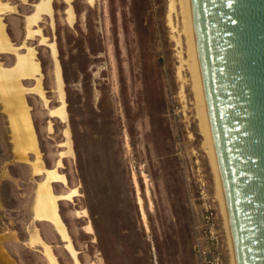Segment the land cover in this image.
<instances>
[{"label":"rangeland","instance_id":"1","mask_svg":"<svg viewBox=\"0 0 264 264\" xmlns=\"http://www.w3.org/2000/svg\"><path fill=\"white\" fill-rule=\"evenodd\" d=\"M3 1L12 41L41 67L44 95L25 97L44 170L20 146L0 80V264H52L48 246L60 264H202L203 251L205 264H232L169 0H52L35 25L41 0ZM16 61L0 52L4 67ZM48 169L64 175L50 181L63 228L37 216Z\"/></svg>","mask_w":264,"mask_h":264},{"label":"water","instance_id":"2","mask_svg":"<svg viewBox=\"0 0 264 264\" xmlns=\"http://www.w3.org/2000/svg\"><path fill=\"white\" fill-rule=\"evenodd\" d=\"M189 4L236 261L264 264V0Z\"/></svg>","mask_w":264,"mask_h":264},{"label":"bare ground","instance_id":"3","mask_svg":"<svg viewBox=\"0 0 264 264\" xmlns=\"http://www.w3.org/2000/svg\"><path fill=\"white\" fill-rule=\"evenodd\" d=\"M95 1V0H92ZM179 8V9H178ZM14 6L9 2L0 0V52H15L17 53V61L14 66L11 68L4 67L2 62H0V80L3 93L6 94V102L9 103L8 108L12 109L11 119L13 127L16 128L20 136V146L24 148L25 155L29 152L36 154L34 160L35 166L38 170H44V165L41 160V154L38 148V142L36 133L34 130V125L32 117L30 114V108L27 103L25 93L28 90H33L35 92L44 95V89L42 85V75L41 67L36 59V50L31 46H26L27 49L25 52L20 53L18 47L12 41L10 35L6 30V23L4 22L3 15L8 11H12ZM72 14L70 21H74V14L72 9H70ZM173 13L179 18V26L173 21ZM43 14H53L52 0H41L37 6V11L32 15L30 21L32 24H37L41 19ZM169 23L172 26L173 30L177 32L175 39L177 44L180 46L178 51L181 61L187 64V67L191 72V79L193 83V89L195 93L196 109L198 118L200 121L201 130L205 136V144L209 150V155L211 158L212 166L215 171L216 176V189L217 197L220 201L222 213L225 219V227L227 229L228 243L231 252L232 264H237L232 235L225 205V199L218 169V163L211 133V127L204 97V91L201 81L199 62L197 56V49L195 43V36L193 30V23L190 11L189 0H169ZM35 33H41L40 29H35ZM187 37L186 46H187V57L184 56V43L182 41V35ZM26 77H31L36 80V84L28 88L24 86L22 79ZM63 93V92H62ZM4 94V95H5ZM10 106V107H9ZM62 113L66 117L65 108H62ZM61 113V114H62ZM69 130V129H68ZM66 131L68 139H70L69 131ZM68 141V140H67ZM28 156V155H27ZM48 175H46V180L43 183V194L44 198L41 199L39 210L37 211V216L39 219L50 220L53 223L57 224L60 228H63V222L59 215L58 210V197L56 193L53 192L50 181L52 180H64V175L58 172L56 169H48ZM51 184V185H50ZM66 234V232H65ZM36 240L41 241V237L37 235ZM47 254L52 261V264H60L50 246L47 247Z\"/></svg>","mask_w":264,"mask_h":264},{"label":"built area","instance_id":"4","mask_svg":"<svg viewBox=\"0 0 264 264\" xmlns=\"http://www.w3.org/2000/svg\"><path fill=\"white\" fill-rule=\"evenodd\" d=\"M206 254V251L201 252V262L202 264H205L206 262L203 261L202 257ZM212 259L208 262V264H225V262L222 260V258L219 255H212Z\"/></svg>","mask_w":264,"mask_h":264}]
</instances>
